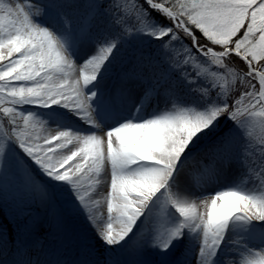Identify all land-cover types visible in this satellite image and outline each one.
I'll return each mask as SVG.
<instances>
[{"label": "snow or ice", "instance_id": "snow-or-ice-1", "mask_svg": "<svg viewBox=\"0 0 264 264\" xmlns=\"http://www.w3.org/2000/svg\"><path fill=\"white\" fill-rule=\"evenodd\" d=\"M11 169L88 221L108 255L85 245L76 264H188L181 248L264 264V0H0V180ZM30 226L6 257L0 223V264H63L28 253Z\"/></svg>", "mask_w": 264, "mask_h": 264}, {"label": "rangeland", "instance_id": "rangeland-1", "mask_svg": "<svg viewBox=\"0 0 264 264\" xmlns=\"http://www.w3.org/2000/svg\"><path fill=\"white\" fill-rule=\"evenodd\" d=\"M12 2L15 3V0H12ZM104 2L106 3V0H104ZM104 22H106V18H104ZM100 26H103V24L101 23ZM197 35H199L198 32ZM121 55L123 56V53H121ZM122 67L123 65L119 61H117L114 64L113 70L109 73L108 77H111V80H113V78L115 77L114 74L120 72ZM209 67L211 68V65H209ZM116 68L117 70L113 72ZM109 84H111V81H109ZM159 103L161 107L164 106L162 105V103L164 104L162 98L160 99ZM33 110L40 111L39 109ZM79 126L85 127L84 125ZM37 132L41 136L47 134L44 130L39 128L37 129ZM257 134H259V130H257ZM203 158L204 154L202 152H196L193 160H195L194 162L199 160V162H196L195 164L191 163L193 162L192 160L186 162L187 168L189 167L190 169H185V172L198 171L200 168V161ZM232 176L233 173H231V175L227 174L225 178H222L220 180L219 185L211 184V186L208 187L206 191L212 192L217 187H223L231 181ZM7 177V183L9 184H6L4 180H0V223L5 225L8 233L7 239L10 242H12L14 236L17 235V225H27L31 221L32 226L27 229L26 233H29V238L32 242H34V248L39 251L44 249L46 246V238L52 234V230L55 226H58L60 222L57 213L63 212L64 218L62 223L68 225L71 228V236H73L72 240L74 241L75 246L78 250L83 251L84 246L87 245L95 251L96 257L98 259H102L108 255L105 246L96 237L95 232L89 225L88 221L84 219L83 215H79L76 213H67L64 211V209H60L59 207L53 208L47 204H42L37 198L31 196L30 193L26 192L23 185V179L15 171V169H11L7 174ZM37 178L42 179L41 177H39L38 173ZM84 186L87 187V183H85ZM99 191H103V186L101 187V189H99ZM22 210L28 213V215L22 216L20 214ZM201 210L203 211V209ZM39 224L41 225L39 226ZM8 253L9 249L7 253L4 254ZM121 258L122 256L119 257V259ZM177 258L180 261H188V259H185L183 248L177 250ZM126 259L127 257H125V260Z\"/></svg>", "mask_w": 264, "mask_h": 264}, {"label": "bare ground", "instance_id": "bare-ground-1", "mask_svg": "<svg viewBox=\"0 0 264 264\" xmlns=\"http://www.w3.org/2000/svg\"><path fill=\"white\" fill-rule=\"evenodd\" d=\"M116 70H117V68L113 72H115ZM118 74H119V72L114 74L115 77L113 78V80H111V77L106 76L105 77L106 79L104 81V85L108 88L120 87L121 82L118 79ZM109 81H111V84H109ZM162 105H164V104L162 103ZM191 160L193 161V162H191L192 164L199 162V160H197L196 162H194L195 160H193V159H191ZM185 169L189 170L190 168L189 167L187 168V166L185 165ZM192 170H194V169H192ZM228 174L231 175V172H229ZM182 179L186 180L187 177L185 176ZM3 180L5 181L6 184H9V183H7V181H8L7 176ZM214 187H216V186H214ZM40 225L41 224H39V226ZM71 231L72 230L68 225L59 222L58 226H55L54 229L52 230V234L46 238L45 248L40 250V251L37 250L36 248H34V244H33L34 242H32L31 239L29 238V233L25 232V234L20 238V242L25 246L28 253L30 255H32L33 257L38 256L41 253H46L47 259H50V260L59 259V260L63 261V264H76V261L79 259H82L83 256H82V251L77 249L74 241L72 240L73 236H71ZM16 238H17V235L14 236L13 241L10 242L9 253L3 254V256L10 257L11 254L15 251L14 245L16 243ZM43 258H45V257L41 256V259H43ZM186 258H188L189 262L191 261L190 254H188L186 256Z\"/></svg>", "mask_w": 264, "mask_h": 264}]
</instances>
